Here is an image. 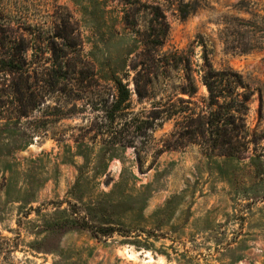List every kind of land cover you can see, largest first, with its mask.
<instances>
[{
	"label": "rangeland",
	"instance_id": "1",
	"mask_svg": "<svg viewBox=\"0 0 264 264\" xmlns=\"http://www.w3.org/2000/svg\"><path fill=\"white\" fill-rule=\"evenodd\" d=\"M183 1L0 0L37 93L0 115L3 264H264V0ZM209 71L249 96L230 145Z\"/></svg>",
	"mask_w": 264,
	"mask_h": 264
},
{
	"label": "trees",
	"instance_id": "2",
	"mask_svg": "<svg viewBox=\"0 0 264 264\" xmlns=\"http://www.w3.org/2000/svg\"><path fill=\"white\" fill-rule=\"evenodd\" d=\"M196 4L189 2H180L177 10L184 19L196 10ZM28 48L17 45L7 46L5 43L0 46V115L5 113L3 110L11 101V97L15 102V106L11 111L13 116L21 117L28 115L29 111L37 105L36 88L29 84L30 64ZM203 82L209 92L210 112L198 119V127L205 134L207 131L220 141V145H230L234 137L240 136L241 127L236 125V121L243 120L248 111L249 96L246 92H239L238 85L241 84L240 79L235 80L228 76L224 71H209L204 75ZM119 98L113 106V111L123 109V104L129 99V90L118 82ZM195 92V87L189 93ZM3 96L7 99L3 100ZM204 129V130H203ZM231 130V131H230ZM236 133V134H235ZM232 136L230 137L229 136ZM211 139V138H210ZM17 244L14 239L5 237L0 233V264L7 260V254L12 248H16Z\"/></svg>",
	"mask_w": 264,
	"mask_h": 264
}]
</instances>
